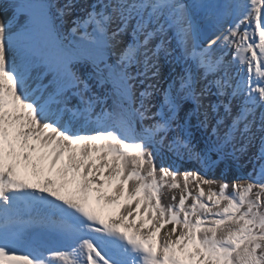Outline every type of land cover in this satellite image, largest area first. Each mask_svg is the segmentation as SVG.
<instances>
[{
    "label": "snow or ice",
    "instance_id": "obj_1",
    "mask_svg": "<svg viewBox=\"0 0 264 264\" xmlns=\"http://www.w3.org/2000/svg\"><path fill=\"white\" fill-rule=\"evenodd\" d=\"M78 4L11 0L25 21L15 31L0 22V264H264V0H94L68 39L62 28ZM201 20L219 31L206 46ZM169 32L177 59L191 65L152 112L149 81L160 75V54L174 56ZM88 65L103 97L79 75ZM208 95L217 102L205 105ZM187 101L201 127L217 117L216 139L201 151L188 121H177ZM257 139L259 164L231 184L156 163L167 151L211 169ZM29 169L36 183L22 178ZM41 234L65 250L33 249Z\"/></svg>",
    "mask_w": 264,
    "mask_h": 264
},
{
    "label": "rangeland",
    "instance_id": "obj_2",
    "mask_svg": "<svg viewBox=\"0 0 264 264\" xmlns=\"http://www.w3.org/2000/svg\"><path fill=\"white\" fill-rule=\"evenodd\" d=\"M92 0H79V4L77 5V10H75L72 14V16L65 18V23L63 25L62 31L65 36L68 37V39H73V37L70 35V29L72 27L71 21L76 18L77 16H81V13H84V11H81V8L86 9L91 3ZM61 4L64 3V0H59ZM83 2V4H82ZM85 2L87 5H85ZM82 4V5H81ZM6 7L7 11H9L8 18L4 19L2 22L6 25L11 20L12 21V31H15L16 28L23 24L25 21V17L19 16L16 17L13 14V9L11 7V0H0V6ZM85 14V13H84ZM130 36H125L124 40L125 42L130 41ZM168 40H171V44L169 45V48L174 50V56L165 57L163 53L160 54L159 58V65H160V75L158 78H156L153 81H149V83H155L156 84V91L154 93V97L152 100V103L156 105V107L152 108V112H155L160 104L163 103L164 93L169 89V86L172 85L175 82L176 87L179 86V78L182 75H186L185 69L191 65V61H188L187 64H185L183 61L178 60L179 57V50L176 49V41L172 38V33L169 32L167 36ZM158 40V41H157ZM160 39L157 38L153 41V46L155 44L159 43ZM228 59H231V56L229 55L227 57ZM115 61V56L110 57L109 62L112 63ZM193 68V72H194ZM92 72V68L90 65L88 66H82L79 68V75L82 80H86L91 88V93H95L98 96L103 97L105 95V89L103 87H100L97 84V81L95 79L89 78V73ZM198 79L200 81V84L207 83V80H204L203 78V71L198 70ZM246 73V71H245ZM246 76V74H245ZM208 80H211L212 77L208 76ZM51 80V76H48L45 78L44 83L47 84L48 81ZM199 86V85H198ZM142 85L137 83V88H139L141 91L143 90ZM51 91V88L49 89ZM212 92H215V88H212ZM89 93V95L91 94ZM78 101L76 98H73L72 104H76ZM217 102V97L215 95H208L203 98V103L205 105L209 103H215ZM108 105H111V100L107 101ZM195 108V105L191 101L185 102L181 110L178 113L177 121L179 124L183 125L185 121H188V131L191 134V142L193 145H195L197 151H201L204 149L206 143L209 142V138L211 137L212 140H215L216 137L212 134V128L216 126V114L211 113L212 119L208 125L207 128L201 127L199 125V121L195 115H192L190 118L188 117L187 113ZM97 111H99V107H97ZM210 111V110H209ZM238 111V108L233 107L232 115H236ZM260 110H257V118L259 117ZM219 114L221 117L224 116V110L221 107L219 109ZM200 119H203L201 116ZM231 125V117H227L224 120V124L220 126L219 132L221 135L227 130V127ZM174 129H176V126H173ZM178 129L174 130L169 133V140L177 135ZM243 141L237 140L236 146L237 148H240L243 146ZM260 147L259 139L255 140L254 143L247 147V150L244 153L237 152L238 159H234L232 157H225L223 160H220L218 164L213 166L211 169L202 168L199 164H197L194 161H190L187 158L181 160L177 158L172 153H169L167 151H164L163 153L157 154V165H166V166H173L181 173H183L186 170L189 171H199L202 174L206 175L209 179H214L216 181H223L231 184L232 182L236 181L238 178H244L247 177L249 173L253 170V164L259 162L253 161V157L258 154ZM227 151H232L231 148H228ZM211 157L213 160H218L219 157L212 153ZM170 201L166 198L164 200V203H169Z\"/></svg>",
    "mask_w": 264,
    "mask_h": 264
},
{
    "label": "bare ground",
    "instance_id": "obj_3",
    "mask_svg": "<svg viewBox=\"0 0 264 264\" xmlns=\"http://www.w3.org/2000/svg\"><path fill=\"white\" fill-rule=\"evenodd\" d=\"M91 2H94V0H92ZM183 2L184 3H191V0H183ZM214 2L223 3L224 0H214ZM82 4H83V2H82ZM85 5H87L86 2H85ZM8 15H9V11H7L6 7H3L1 5L0 6V22H2L4 19L8 18ZM73 15H74V13H73ZM83 15H84V13H81L80 17H83ZM72 17H74V16H72ZM200 23H201V28L205 27V28H207L210 31L209 36H208V38L206 40H203L202 36L200 37V41H201L202 45L206 46L208 39L215 38L214 34L218 35L219 31H218V29L215 28V26L213 24H211V22H205V21L201 20ZM221 23L223 24L224 27H227V25L229 23H231V20H225V21H222ZM192 72H193V69H192ZM197 72H198V70H194L193 74L198 76ZM245 74H246L245 72L242 73V75H245ZM22 178L27 179L31 183H36V179L31 175V169H29V174L27 176H24V174L22 173ZM91 207L95 211H97V214H99L102 219H104V220H108L109 219L108 210L106 208H104L103 201H101L100 205H96L95 201L93 200V203H92ZM101 209H103V211H101ZM51 239H52L53 243L52 242L51 243L45 242V244H42L39 240L34 241V243L32 245V248L44 253L45 255L49 254L51 251L65 250V245L58 238H56L54 236H51ZM42 242H43V240H42ZM29 250H31V249H29V248H21L18 251H29Z\"/></svg>",
    "mask_w": 264,
    "mask_h": 264
},
{
    "label": "water",
    "instance_id": "obj_4",
    "mask_svg": "<svg viewBox=\"0 0 264 264\" xmlns=\"http://www.w3.org/2000/svg\"><path fill=\"white\" fill-rule=\"evenodd\" d=\"M202 29H203L202 39L206 40L209 36L210 31L205 27H203Z\"/></svg>",
    "mask_w": 264,
    "mask_h": 264
}]
</instances>
